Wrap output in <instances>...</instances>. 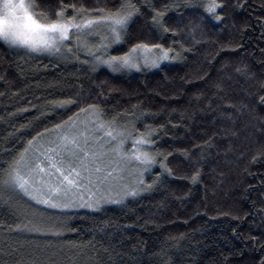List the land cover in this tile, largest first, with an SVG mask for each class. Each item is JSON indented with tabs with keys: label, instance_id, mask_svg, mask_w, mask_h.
<instances>
[{
	"label": "trees",
	"instance_id": "obj_1",
	"mask_svg": "<svg viewBox=\"0 0 264 264\" xmlns=\"http://www.w3.org/2000/svg\"><path fill=\"white\" fill-rule=\"evenodd\" d=\"M119 2L84 0L89 7ZM151 3L161 9L172 0ZM223 3L217 10L222 21L202 6L172 8L165 22L176 35L154 29L150 9L141 7L125 41L110 52L123 55L138 42L182 52L154 68L93 70L82 52L79 59L32 55L0 41V165L7 167L33 137L35 145L51 132L46 129L95 103L106 120L135 112L139 119L124 115L118 125L155 128L154 149L168 156L173 170L168 175L157 163L144 176L146 184L160 177L150 190L98 210L61 211L19 192L0 193V264H260L264 0ZM68 99L77 103L58 106ZM50 218L63 222L62 235L24 227L48 226Z\"/></svg>",
	"mask_w": 264,
	"mask_h": 264
},
{
	"label": "snow or ice",
	"instance_id": "obj_2",
	"mask_svg": "<svg viewBox=\"0 0 264 264\" xmlns=\"http://www.w3.org/2000/svg\"><path fill=\"white\" fill-rule=\"evenodd\" d=\"M198 6H202L204 11L216 21H222L223 17L217 10H223V0H209L204 5H198L196 0H172L171 4L164 5L161 9H157L151 0H135V2L120 0L119 5L113 7H89L84 0L67 3L65 0H0V41L10 48H22L31 53L60 56L67 54L77 59L79 57L76 53L84 49L92 57L93 70L99 65H106L113 72L132 68L139 70L141 64L159 67L161 61L177 59L181 57L182 52H177L171 47L165 48L163 44L145 42L133 44L123 55H110L107 54V50L125 41L129 24L134 21V18L142 15L141 7L150 9L154 29L165 34L171 31L173 35H176V31L165 22L167 12L172 8ZM90 37H99V43L90 45ZM73 39L76 44L70 47L69 44ZM153 50L159 55L153 56ZM170 53L175 54L170 55ZM83 63L87 64L89 61L85 60ZM260 102L264 104V97L260 98ZM57 103L63 108L76 104L77 100L68 99ZM79 111L89 115L90 119L86 123L92 125L94 133L103 134L95 138L106 137L105 143L111 145V152L118 159L101 164L100 156L103 154H97L90 148L88 137L77 130L78 121L69 117L67 121L56 124L54 128L62 130L67 126V131L63 132L59 139L63 147L66 148L68 144H71L79 149V155L72 152L76 163L72 161L66 163L56 148H49L46 151L36 148L33 143L36 138L33 137L27 142L28 146L19 153L18 158L8 162L7 167L0 165V193L19 192L37 204L61 211L73 208L98 210L102 202L122 204L127 198L134 199L141 192L150 190L160 177H156L153 184H146L144 175L157 163L160 164L164 173L173 174V170L165 163L168 156L154 149V137L157 131L155 128L145 125V131L138 132L134 121L131 123V130L128 127L118 126V120L124 115L139 119L135 112L117 113L116 116L106 120L104 118L106 114L95 103L88 104ZM140 115L151 114L141 112ZM85 131L87 132V128ZM79 137H83V144L80 143ZM129 141L132 144L130 150L126 149ZM30 151L41 152L45 159L40 160L36 157L38 162L33 164L27 156ZM157 157L162 159L158 160ZM253 159L255 160V157ZM112 163L117 166L108 171ZM130 169L135 172L136 179L133 183L126 184L122 191L117 193L119 199H114L110 195L96 196V192L100 191V186L105 181L115 178L114 173H123ZM102 172L105 175L101 176ZM45 175L49 179H44ZM94 175L95 179H93ZM52 177L55 179H51ZM199 178L200 172L197 170L191 176V180L197 183ZM120 179H123V176H120ZM50 221L48 226L30 222L31 226L24 227L28 231L42 232L46 235H62L63 222L51 218ZM72 230L75 231V229ZM260 264H264V259L260 260Z\"/></svg>",
	"mask_w": 264,
	"mask_h": 264
},
{
	"label": "rangeland",
	"instance_id": "obj_3",
	"mask_svg": "<svg viewBox=\"0 0 264 264\" xmlns=\"http://www.w3.org/2000/svg\"><path fill=\"white\" fill-rule=\"evenodd\" d=\"M89 43H90V45L98 44L99 43V37H90ZM75 44H76V41L73 39L71 41V43L69 44V46L73 47ZM113 46H115V45H113ZM111 48H109L107 50V54L113 55L110 52ZM23 50H25V49H23ZM25 51H27V50H25ZM78 52H82L83 54H86L87 56H89L87 51L84 49H81ZM28 53H30L32 55H45V56L63 57V58L72 56V55H67V54L65 56H60V55H49L47 53H43V54L42 53H31V52H28ZM97 54H101V53H97ZM152 55L153 56L159 55V53L156 52L155 50H153ZM89 59L92 61V57L89 56ZM165 61H167V60H165ZM165 61H161V63H163ZM143 66L144 65L141 64V67H143ZM98 67H104V68L111 70L106 65H99ZM145 67H148V66H145ZM150 68H154V67H150ZM123 70L134 71L137 69L132 68V69H123ZM89 119H90V117L87 113H81L78 116L73 117V120L78 121V129L77 130L79 132L85 133V135L88 137L90 148L93 151H95L97 154H101V153L103 154L100 156L101 164H107L109 161H113V162L116 161L118 159V157L114 153L111 152V145L105 143V140L107 138L106 137L104 139L95 138V137L102 136L103 134L93 132L92 125L86 123ZM118 126L122 127V128L126 127V126H121V125H118ZM86 128H87V132L85 131ZM65 131H67V126H65V128L62 130L53 129V130H51V132L47 133L46 136L43 137L41 141L37 142L35 144V146H36V148H39L42 151H46L49 148H56L57 151L60 153L61 158H63L66 163L68 161H72L75 164L76 158L72 156V152H76L77 155H79V149L75 148V146H73L71 144H68L66 148L62 146V142L60 141L59 136L62 135L63 132H65ZM79 139H80V143L83 144V137H79ZM131 147H132V144H131V141H129L126 144V149L130 150ZM49 154L51 155V153H49ZM27 156H28V159L33 162V164L38 162L36 160V157H39L40 160L45 159V157L41 154V152L30 151L29 155H27ZM116 166L117 165L115 163H112L111 167L108 168L107 170L110 171L111 168L116 167ZM129 171H131V174H129ZM129 171H125L123 173H114L113 176L115 178H110L109 180L105 181L100 186V191L96 192V196L99 197L100 195H110L114 199H119V197L117 196V193L121 192L123 187L126 184H131L136 179L135 172L132 171L131 169ZM100 175L103 176V175H105V173L102 172ZM120 176H123V179H120ZM44 179L47 180V179H49V177L45 175ZM51 179L54 180L55 178L52 177ZM93 179H95V175L93 176ZM37 181H39V178H37ZM85 198H87V193H85ZM106 204H107V202H102L100 204V206L106 205ZM43 206H46V205H43ZM73 209H89V208H73ZM90 210H93V209H90Z\"/></svg>",
	"mask_w": 264,
	"mask_h": 264
}]
</instances>
